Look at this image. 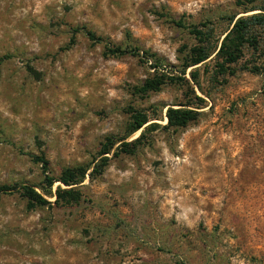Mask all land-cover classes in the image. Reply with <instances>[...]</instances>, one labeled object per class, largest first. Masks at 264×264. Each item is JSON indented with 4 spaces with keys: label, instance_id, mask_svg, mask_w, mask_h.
I'll return each instance as SVG.
<instances>
[{
    "label": "rangeland",
    "instance_id": "374dc122",
    "mask_svg": "<svg viewBox=\"0 0 264 264\" xmlns=\"http://www.w3.org/2000/svg\"><path fill=\"white\" fill-rule=\"evenodd\" d=\"M235 1L0 0V264H264V72L183 71ZM167 108L197 115L173 129ZM41 160L85 167L77 202L26 203Z\"/></svg>",
    "mask_w": 264,
    "mask_h": 264
},
{
    "label": "trees",
    "instance_id": "16d2710c",
    "mask_svg": "<svg viewBox=\"0 0 264 264\" xmlns=\"http://www.w3.org/2000/svg\"><path fill=\"white\" fill-rule=\"evenodd\" d=\"M236 12L224 15L221 19L225 22V27L219 32H215L213 26H201L199 30L193 31L195 46L189 48L184 56L183 71L188 67H196L189 72L191 81L197 77V66L211 63V72L214 76L232 75L234 67L241 63L240 70L252 74L264 72V0H236L234 2ZM90 40L94 39L93 34L87 33ZM110 56L120 54L118 48L106 49ZM255 58L254 61H246L244 57ZM260 59V60H259ZM163 75H153L147 79L142 87V92H155L163 84ZM198 101L199 98H196ZM196 112L189 109L165 110V126L173 129L184 128L188 123L193 122ZM133 126L130 128L124 138L118 140L117 152L126 153L123 150L129 146H134L143 136L147 123L144 116L133 118ZM139 131L138 136L130 142L124 140L131 134ZM101 154H107L106 143L101 146ZM117 152L115 154H117ZM107 159L101 160L95 169L104 167ZM42 169V180L38 186L40 193L35 191L36 187L22 185L18 187L17 192L25 199L29 206H49L53 205H71L78 201L76 187L83 181L86 172L85 167L75 166L66 167L60 170L56 175L50 174L46 169V162L39 161ZM57 183L55 190L51 193V188ZM62 187V188H61ZM15 187L0 186V195L11 194ZM43 196L53 197L52 202H48Z\"/></svg>",
    "mask_w": 264,
    "mask_h": 264
}]
</instances>
